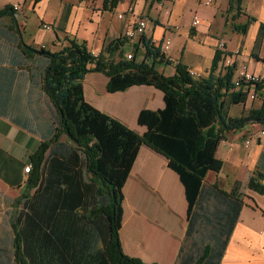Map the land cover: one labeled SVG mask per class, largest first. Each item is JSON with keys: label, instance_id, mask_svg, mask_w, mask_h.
Masks as SVG:
<instances>
[{"label": "trees", "instance_id": "trees-1", "mask_svg": "<svg viewBox=\"0 0 264 264\" xmlns=\"http://www.w3.org/2000/svg\"><path fill=\"white\" fill-rule=\"evenodd\" d=\"M120 1L102 0V9L112 11ZM244 1L228 0L226 11L233 12V22L243 15ZM14 15L9 5L0 9V20L9 17L15 21ZM61 19L66 21V14ZM255 21L246 16L245 24L233 23L232 27L245 36ZM263 35L264 25H260L257 48ZM139 42L143 53L138 45L133 46L131 60L123 58L119 39L95 56L84 42L71 39L64 40L57 51L27 48L46 60L42 90L56 112L58 128L28 157V191L13 203L8 221L10 238L7 243L0 241V264H143L127 257L119 242L123 186L139 148L145 145L161 154L179 177L187 217L192 214V230L202 182L206 174L221 169L222 162L215 157L219 143L225 135L240 132L249 124L264 129V95L257 109L249 107L240 115H230L233 107L247 103V91L233 84L234 64L224 67L216 77L194 78L179 62H169L159 45L154 47L144 36ZM221 56L217 49L211 73ZM252 58L264 62L257 54ZM161 65L173 66V75L159 73ZM90 73L107 77L109 93L135 86L153 87L163 95V109L139 113L137 124L145 131L138 135L84 101L83 79ZM263 179L264 175L255 171L246 186L263 195ZM239 189L236 182L229 195L219 191L230 200L222 209L216 207L200 217L197 228L208 245L192 264H218L241 210L242 203L236 198Z\"/></svg>", "mask_w": 264, "mask_h": 264}, {"label": "crops", "instance_id": "crops-1", "mask_svg": "<svg viewBox=\"0 0 264 264\" xmlns=\"http://www.w3.org/2000/svg\"><path fill=\"white\" fill-rule=\"evenodd\" d=\"M46 1L49 2L24 0L23 3L12 4L8 1L6 5L19 6L20 11L14 15L15 21L9 17L0 20L1 204L15 203L19 197L27 194L26 180L29 174L24 173V168L29 165L28 157L39 145L48 141L58 128L56 112L42 90L46 60L39 54L30 53L27 48L37 50L45 46V50L57 51L64 46V40L71 39L84 42L88 50L96 55L112 41L111 33L121 30L122 23L115 13L125 12L130 2L125 4L121 0L117 7L109 11L102 9V0H56L60 4L59 13L55 19L47 21L42 6ZM172 1L173 8L168 15L172 21L167 26L161 25L159 19L150 15L157 2L133 1V14L148 20L144 37L154 47L163 40L169 41L172 33L181 32L177 29L179 24L185 26L180 55L177 56L172 49L164 53L169 62H179L206 78L208 75L216 77L224 68L219 62L216 71L211 73L212 59L220 45L224 46L226 52L234 54L231 59L235 70L244 65L246 57L253 53L257 54L258 59L264 57V35L260 46H255L258 28L264 25V0L259 2L261 10L258 5H249L253 3L252 0H245L241 5L243 15L236 17L234 22L233 12L228 14L226 11L228 0H224L220 6L215 3L209 8L204 6V0ZM186 9L192 15L189 24L184 18ZM63 14H66L64 22L61 19ZM164 16H167L166 12ZM246 16L256 21L242 36L233 30L232 25L245 24ZM194 17L200 21L196 27L192 26ZM47 22L55 25L52 33H46L41 28ZM149 25L153 27L150 36L147 34ZM227 33L238 37L234 50L227 46ZM241 38L247 39L246 44ZM139 39L130 43L142 50ZM188 43L191 49L187 48ZM190 50L196 54L197 62L187 65L185 55ZM114 59L117 60L116 55ZM248 68L256 72L264 71V62H255ZM157 71L169 77L173 75L174 68L161 65ZM106 84L108 79L103 74H87L82 84L84 101L138 135L145 131L137 124L139 113L142 110L163 109V95L153 87L135 86L123 92L109 93ZM261 97L262 93L258 90L253 101L247 100L241 106L240 113L249 107L257 109ZM235 108L231 109V116H236L232 114ZM262 130L259 125L249 124L245 132L227 134L219 143L215 157L222 162L221 169L206 174L202 182L199 206L194 213L197 221L192 230V214L187 217L188 206L179 177L167 167L168 162L161 154L145 145L140 147L123 186L122 224L119 230L123 253L143 264H190L201 256L203 246L208 245L204 233L197 228L200 226V217L216 207L222 209L223 203L230 200L222 194L229 195L237 182L240 189L236 198L242 206L218 264H264V194H257L246 186L255 171L264 175ZM246 139L251 140L248 147L244 146ZM261 184L264 186V179ZM5 195H13V199H6Z\"/></svg>", "mask_w": 264, "mask_h": 264}, {"label": "rangeland", "instance_id": "rangeland-1", "mask_svg": "<svg viewBox=\"0 0 264 264\" xmlns=\"http://www.w3.org/2000/svg\"><path fill=\"white\" fill-rule=\"evenodd\" d=\"M8 1L10 3L14 4L16 2L23 3L24 0H0V9L3 8L4 5L9 3ZM60 1H63V0H60ZM93 1H96V0H93ZM128 1L129 0H124L125 4L128 3ZM133 1H135V0H130V2H129V6H130L131 9H133V7H134ZM163 1H162L163 7L160 8V7L157 6L158 4H155L153 6L151 12H150V15H152L154 18L159 19V21L161 22V25L167 26V24L170 25L171 21H172V18L170 19V17L168 15L170 14V11L173 8V6H171L173 1L172 0H167V1L163 0ZM223 1L224 0H215L214 3L212 4V6L215 3H216L217 6H220V5H222ZM260 1H262V0H252L253 3H251V4L249 3V5H252L253 7L258 5L259 6V10H261L260 9V3H259ZM59 5H60L59 2H56V0H49V2L46 1L44 3V5H42L43 6L44 19L47 20V21L55 19L57 17L58 13H59ZM121 9H123V8H121ZM188 11H189L188 9H186L184 11V18H185L186 24H189V23L192 22V15L189 14ZM165 12H166L167 16H164ZM122 13L123 12H119V13L116 12L115 13L116 18H117V15L122 14ZM106 21H107V19H106ZM127 21H128V18H126L125 22H121L122 23L121 30H119L118 32L116 30V31L111 33L110 37H111L112 41H114V39L120 37V35L123 33V25L125 23H127ZM47 23H48L47 25H51V27H52L51 29L52 30L51 31H47L46 33H52V31L55 28V25L54 24L53 25L49 24L50 22H47ZM102 23H104V21H102ZM182 27H183V29H182ZM184 28H185V26L183 24H179L177 26V29H178V31L180 30L181 32L172 33L173 36H171V38L169 39V42H170L169 50L172 49L173 51H175L177 56L180 55V47L182 48V46L184 44L183 43V40L185 38ZM152 29H153V27L151 25H149L148 28H147V34L149 36L152 35ZM225 37H226L225 39H226V43H227L228 48L231 49V50H234L235 47H236L237 41H238V37L235 34L232 35L231 33H227V35ZM173 39L175 40V43H174ZM241 40H244V43L246 44V41H247L246 38H241ZM121 41L123 42V47H124V50H123L124 54L122 56H123V58L126 59V57H125L126 54H129V53H132V55L134 54L133 45H132V43L128 42L127 40L126 41L125 40H121ZM188 47H189V49H191V45H189V43L187 45V48ZM140 53L142 54L143 52L140 50ZM141 54L139 55L138 60L141 59V57H142ZM195 55L196 54H194V52L192 50H190V52L185 55V59H186L185 61H186L187 65H191L192 63L197 62L196 61L197 58H196ZM201 59L202 60L204 59V55L201 56ZM117 60H118V58H117ZM255 62L256 61L252 58V56H248L245 59L244 65H242V66H252ZM258 66H259V64L256 66V70L258 69ZM254 72H256V71H254ZM246 105H248V104H246ZM240 110H241V106L238 105V106H236L235 109H233L232 114L233 115H238L240 113ZM246 129H247V126H245L242 129V131H240V132L241 133L245 132ZM0 195H1V193H0ZM5 197H6V199H13L12 198L13 195L12 196L5 195ZM1 203L2 202L0 200V241H3L4 243H7L9 238H10V235H11V229L9 227V222L8 221H9V216H12V211H13L14 204H13V202H11V203L7 202V204H1Z\"/></svg>", "mask_w": 264, "mask_h": 264}, {"label": "built area", "instance_id": "built-area-1", "mask_svg": "<svg viewBox=\"0 0 264 264\" xmlns=\"http://www.w3.org/2000/svg\"><path fill=\"white\" fill-rule=\"evenodd\" d=\"M214 1L215 0H204L203 4L204 6L209 7V6H212ZM158 7L162 8L163 3L159 2ZM13 11L15 12V15H17L20 11V7L14 6ZM117 18L121 22H125L126 18H128L127 23L123 25V33L120 35L119 38H116L117 40L118 39L125 40V41L127 40L128 42H131L137 38L139 39L142 36H144V32L146 29V23L148 22V20L145 17L134 15L133 9H131L130 6L127 7L125 12L117 15ZM198 24H200L199 19L194 17L192 26L196 27L198 26ZM41 28L44 31L52 30L51 25H47V24H42ZM169 46H170V42L168 40H165V41L163 40V42L159 45L163 54L167 52V50L169 49ZM40 50H45V46H40ZM218 50L222 52L221 61H220L222 66L225 68L230 67L233 64L232 59L231 57L226 56L228 52H226L224 46L220 45ZM92 55L95 56V54H92ZM125 57H126V60H131L132 53L126 54ZM189 75L193 76L194 78L200 77L196 72H194V70H190ZM233 84L236 87V89L240 88L243 91H247V100L253 101L256 98L257 89H259L262 95H264V71L254 72V71H250L248 66L240 65L239 68L235 70L234 72ZM261 133L264 135V129L262 130ZM250 142H251L250 139H246L244 141V146L248 147L250 145ZM30 171H31V166L29 164L24 168V173L30 174Z\"/></svg>", "mask_w": 264, "mask_h": 264}]
</instances>
